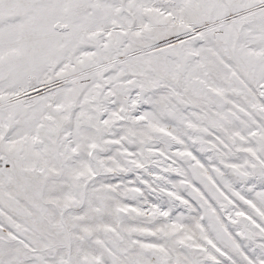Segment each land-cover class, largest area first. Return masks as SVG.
<instances>
[{
  "label": "snow or ice",
  "instance_id": "snow-or-ice-1",
  "mask_svg": "<svg viewBox=\"0 0 264 264\" xmlns=\"http://www.w3.org/2000/svg\"><path fill=\"white\" fill-rule=\"evenodd\" d=\"M0 264H264V0H0Z\"/></svg>",
  "mask_w": 264,
  "mask_h": 264
}]
</instances>
